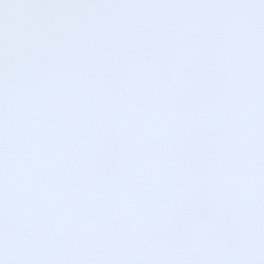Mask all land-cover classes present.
<instances>
[{
	"label": "snow or ice",
	"instance_id": "snow-or-ice-1",
	"mask_svg": "<svg viewBox=\"0 0 264 264\" xmlns=\"http://www.w3.org/2000/svg\"><path fill=\"white\" fill-rule=\"evenodd\" d=\"M0 264H264V0H0Z\"/></svg>",
	"mask_w": 264,
	"mask_h": 264
}]
</instances>
